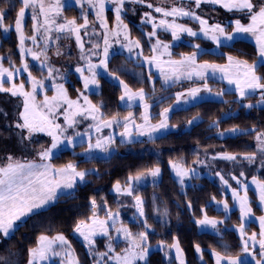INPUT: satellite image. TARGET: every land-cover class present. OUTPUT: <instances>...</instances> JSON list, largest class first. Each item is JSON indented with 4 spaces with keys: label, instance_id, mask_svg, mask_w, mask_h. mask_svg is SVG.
<instances>
[{
    "label": "snow or ice",
    "instance_id": "1",
    "mask_svg": "<svg viewBox=\"0 0 264 264\" xmlns=\"http://www.w3.org/2000/svg\"><path fill=\"white\" fill-rule=\"evenodd\" d=\"M8 8H0V35L13 31L19 38V53L21 67H16L13 61L9 59L10 67H4L0 63V93H7L11 97L22 98V111L17 114V120L14 125L9 124L5 127L9 130L10 136L4 137L8 139L11 136L17 137V145L23 150L27 149L31 144L35 143L34 135L36 133H44L51 138L50 146L42 147L36 155L39 162L36 160H28L17 158L13 153L5 154L0 160V238H11L20 227H23L29 219L36 216H41L49 211L51 206L59 203L61 199L76 198L77 189L80 185L86 183V177L92 174L95 170H78L74 163H67L63 167H55L50 162L57 150L61 146L75 147L77 143L83 145L84 136H88L87 149L85 150L88 157L95 158L94 153L99 150L101 153H109L110 147L116 143L115 136L112 134L98 136L95 143L92 142V137L88 132H75L74 135H68L69 129H74L80 122L77 117L85 120L91 119L94 123L89 125V129H95L96 133H101L104 128H112L114 125L122 127L123 131L119 133L121 143H134L135 137H148L150 141H154L157 137L155 134L165 132L169 129V113L171 111L186 110L184 105H189L194 102L203 101L202 92L211 93L212 89L208 86L209 70L213 74L216 72L222 73V79H226L229 85H235V91L239 94V101L250 99L259 90L260 98L256 104L247 103L242 106L247 109L264 106V0H190L194 3L195 9L201 8L202 4L215 5L223 8L230 13H240L242 18H247L248 23H242L241 19H235L231 26L232 31L229 33L227 27L221 23L209 24L208 19L198 15L194 8L181 4L180 6L173 5L169 7L153 6L152 3H147L148 8L154 7L155 13H160L159 19L151 12H144L141 18V24H150L151 31L147 33L148 41L151 45L152 56L144 57V63L155 65L159 70L160 76L163 78L162 88H168L175 85L182 78L191 80L194 76L204 81L202 87H191L186 92H177L175 94V105L164 107L158 113L160 119L158 123L153 124L152 116L149 109L152 107L147 102L146 93L143 88L133 91L129 88L116 70L109 69L110 54L112 42L110 38H115V43L120 44L121 48L127 49L132 53L134 49H141V41L139 39L130 38V30L127 23L124 22V15L129 9L127 4H145L146 0H74V4L82 10L83 23H78L77 18L69 19L63 16L65 7L71 8L72 2L65 0H7ZM18 3L19 9L12 25L6 24L5 20L8 11ZM92 9L95 14V20L99 21V26L104 29L103 33V48L102 53L96 50L101 48L99 43H94L91 40L88 43L90 48L85 49V41L81 36L83 30L84 36H89L88 31L90 21L88 12L84 5ZM108 5L112 6V11L115 15V28L109 29L106 10ZM133 13L135 9H131ZM26 12L30 15L32 21V35L25 34V18ZM63 19V23L58 22ZM171 18V19H169ZM178 18H188L191 21L198 23L199 30L196 31L192 27L186 26L184 23H179ZM158 31L170 33L173 41H179L181 34H187L189 37L203 36L205 39L212 40L218 47L224 42L233 41L241 34L251 36L256 44L257 59L249 64L246 60L241 61L233 56H228L226 65L210 64L204 62L197 63V55L201 49L200 44H195L194 48L198 51H193L190 54H182L179 60L169 59L164 61L160 55H155L159 49H163V54L171 56L169 48L171 45L165 43L158 36ZM55 33V35H53ZM95 29L91 35H95ZM123 37V40L120 39ZM75 39L76 46L79 48V59L85 61V66H77L75 72L79 73L80 79L83 81V88L86 91L98 90L100 87V79L107 77L115 81L123 92L119 99L125 102V106L129 109L128 115L123 117V120L118 118L119 114L113 115L110 119H105L100 111V106L93 104L87 95L79 93L77 99L73 100L68 96V90L63 83L53 84L55 94L51 97L45 95L42 102H37V94L39 89L45 87L43 79H37L32 74L29 64L26 61V56H31L32 60L39 61L41 70L47 69V78L52 79L59 70L47 64L49 43L58 41ZM155 38V43H151ZM31 40L33 45L40 48L39 51H34L33 48L25 46V41ZM40 42L43 47H40ZM141 52L137 53V58L141 56ZM56 55H63V52L57 48ZM102 55L98 63L92 62V57ZM43 58V59H42ZM131 57H129L130 59ZM3 58L0 57V60ZM28 73L27 83L30 85V90H26L24 81L15 82V78L21 72ZM87 71L88 75H85ZM68 73L59 74V79L67 82ZM149 79H152V73L149 72ZM7 85V86H6ZM231 91V90H229ZM217 96L225 95L224 91L216 93ZM83 99V104L80 100ZM164 99V98H162ZM139 101V106L143 108L140 115L141 123H137L134 114L131 111L133 105ZM237 101V103H239ZM225 103H227L225 101ZM66 105V107H65ZM62 110V112H61ZM264 110V107H262ZM57 113H61L64 117V124L56 123L58 118ZM233 113L229 111L225 114L226 117H231ZM0 116L7 118L8 113L0 108ZM199 120V117H193L187 123L192 125ZM219 121H214L212 126L218 127ZM19 132H12V129ZM175 128L176 125H171ZM232 135H251L254 133L255 151L245 152L242 154H234L228 152L217 153L211 157L212 160H224L233 163L247 162L254 164L259 156L261 167H264V131H258L254 126L251 129H240L232 127L226 130ZM220 137L225 136V132H219ZM80 139L77 140L76 138ZM196 164H204L205 161H194ZM168 164L177 178V182L184 186L186 180L198 178L196 169L186 167L182 161L169 160ZM161 167L159 163L156 166L138 170L134 175L130 174L125 182V185L117 181L113 185V192L119 196L132 197L133 204L139 216L144 217V201L140 195H134L137 191V186L147 177H151L153 184L161 177ZM98 174V173H97ZM244 172L239 173V177H244ZM216 177L225 188L231 189V198L234 201V206L238 207L240 224L236 231L239 233L240 243L238 245L240 251L237 255L228 254L227 251L221 253L213 249L212 256L215 258V264H264V215L255 216L252 207V201L249 197V184L241 180L236 175H231V179L236 182L238 187H232L229 180L225 178L221 172L215 173ZM251 185L254 186V191L258 197V203L261 211H264V179L253 176ZM215 202L217 205H222L223 212L228 213L230 210L228 201H217L216 197L211 198L210 203ZM92 215L87 219L79 220L73 229L74 234H78L83 238L84 246L88 250V255L94 257V264H101L105 257L113 261L114 264H149L150 245L148 244V231L151 226L148 221L143 220L145 230L133 233L127 226L120 223L117 227L119 211L113 212L108 210L106 219H100L98 209L101 205L97 204L95 198L90 200ZM106 207V202L105 205ZM123 206V205H121ZM191 208V203L188 204ZM202 218L197 219L195 223L202 230L212 229L214 233L223 239L221 229L218 225L224 223L223 220L210 218L207 212L202 208ZM167 209L163 215H167ZM255 220L259 224V232L247 233V227ZM111 221V225H109ZM113 228L118 234L113 237L109 234V228ZM122 234L127 247L123 253H116L113 247V240L119 241ZM104 236L108 239L106 252H98L95 249V237ZM222 247L227 249V244H222ZM258 246V247H257ZM159 248L164 250H175V260L179 264H186L183 250L180 247L178 239L174 238L170 245H166L161 241ZM195 250L200 253V259H203V250L199 244L195 245ZM109 253H114L109 256ZM15 253H10L9 256H14ZM27 264H54L56 258H59L58 264H80L79 258L74 254L70 242L67 238L58 233L54 236L41 234L38 236L36 246L28 249ZM165 256H169V252H165ZM250 258V259H249ZM0 262L3 264H17L9 258L0 256ZM106 264V262H105Z\"/></svg>",
    "mask_w": 264,
    "mask_h": 264
},
{
    "label": "trees",
    "instance_id": "2",
    "mask_svg": "<svg viewBox=\"0 0 264 264\" xmlns=\"http://www.w3.org/2000/svg\"><path fill=\"white\" fill-rule=\"evenodd\" d=\"M3 6L4 2L0 0V8ZM76 12L75 7L65 8L64 15L72 17ZM77 18V21H81L80 17ZM108 19L109 24H112L113 14L111 11L109 12ZM124 20L129 25L130 34L139 40H144L142 31L137 27L135 22L127 15L124 17ZM16 42L14 33L8 37L0 35V55L3 58V64L6 66L9 65V59L15 65H19L21 62L16 50ZM221 49L222 52L219 54L203 51L197 56V59L199 61L224 62L226 61V54L245 58L250 62H254L257 59L255 43L246 38L236 39L229 45H221ZM193 50L194 48L190 44L180 43L173 45L172 55L179 57L182 54L191 53ZM123 58V54H116L111 57L110 64H119ZM125 64L133 65L131 61H127ZM141 68L140 65H135L132 73L139 72ZM31 69L34 68L31 67ZM119 71L118 75L120 78L131 88H145L146 90L151 88L149 78L147 76L143 77L144 72L141 71L142 78L138 80L134 75H130L122 69H119ZM67 73L72 82H66V88L69 95L75 98L79 90H81L82 84L73 72L68 71ZM24 78L25 76L22 74L15 78V82L18 83L21 81L20 79ZM99 79L101 84L100 91L88 93L89 99L94 104L100 106V111L105 119L117 114L119 116H126L129 109L119 104V97L121 95L119 85L108 80L106 77ZM207 83L214 88H216L215 84L218 88L224 87L223 83L214 80H208ZM173 88L174 86L162 88L159 85V79L156 78L155 93L161 91L164 99L156 103L154 105L155 108L163 104L165 100L170 99V103L167 105L175 101L174 96H170ZM224 92L223 99H203V101L183 106L186 110L172 111L169 121L171 124H177L178 130L167 132L157 137L154 141L142 139L129 144L121 143L120 138L116 137L115 150L106 157L101 156V152L99 151L94 153L95 158L90 159L89 157L82 156L81 151L86 148V143L83 145L77 144L72 149L62 150L60 153L54 155L51 162L55 166L74 163L77 165L78 170L95 171L87 176L86 183L80 185L77 189L76 198L61 199L59 203L52 205L50 210L43 215L29 219L11 238L6 239V242L0 248V253L7 251L9 258H11L9 256L10 253H15V258L13 259L17 258L20 264H24L28 256V249L35 247L39 235H53L58 232L65 235L77 252H81L83 243L73 233V229L79 220L87 219L92 215L90 205L92 198H95L97 204L101 205L98 209L99 218L106 219L108 210L113 212L119 211L120 215L117 227L120 226V223H123L133 233H137L145 230L142 222L146 219L151 226L147 229L148 243L160 239L167 242H172L174 238L178 239L187 264H204L196 254V244H199L203 250L205 261L211 264L210 249L219 248L216 238H219L222 242H228L231 245V249L237 252L239 239L233 229L224 230L223 239H221L209 232H198L194 227L192 218L193 216L200 217L202 215L201 208H204L208 215L223 216V213L216 210L213 203H210L213 196L219 200L224 198L221 186L215 179H211L205 173L207 171L214 173L226 172V170L220 159L212 160L211 157L222 152L242 154L255 151L254 133L251 135H227L225 137H219L217 133L234 126L241 129H251L255 126L258 131H264V110H262V107L247 109L242 106L244 101H253L258 97L253 95L250 99L239 101L234 91L225 90ZM147 97H150V95ZM229 111L233 115L226 117L225 114ZM158 113L156 112L153 115V120L158 119ZM133 114L138 117V111ZM197 116L199 120L192 125H188L187 122ZM1 118L2 116H0V122H2ZM77 119L80 122L76 125V129L78 131H87L90 121L83 120L81 117ZM214 121L220 122L218 127L212 126ZM178 158L184 159L186 167L198 169V178L186 180L184 186H181L177 182V178L168 164L169 160L176 161ZM197 160L205 161V163H194ZM157 163H159L162 170L161 177L158 178L155 184L150 180L139 187L134 193V195H140L144 201L145 216L140 217L136 208L131 206L133 204L132 197H118L112 191L113 185L119 181L123 186L130 174L134 175L138 170L156 166ZM154 201L159 206L167 209L172 228L176 227L177 230L166 231L162 235L159 234V232L162 233L163 231L161 230L160 223L156 222L153 217ZM105 202L106 207L104 206ZM189 203L192 205L191 208L188 207ZM254 208L257 210L255 206ZM189 226H193L194 228L189 229ZM109 234L113 237H117L118 235L111 227L109 228ZM95 238L96 250L103 249L108 244L107 237L97 236ZM113 244L119 249L124 245L127 246L123 237H119L118 242L113 240ZM86 256L85 253L82 257L80 255L82 264H90ZM149 264H175V260H164L160 257L159 252L153 251L150 254Z\"/></svg>",
    "mask_w": 264,
    "mask_h": 264
},
{
    "label": "rangeland",
    "instance_id": "3",
    "mask_svg": "<svg viewBox=\"0 0 264 264\" xmlns=\"http://www.w3.org/2000/svg\"><path fill=\"white\" fill-rule=\"evenodd\" d=\"M3 2H4V6L1 7V8L7 9L8 6H9L7 0H3ZM68 2H72L73 3L72 7H75L77 12L72 17H67V18H69V19H72L74 17L75 18H77V17L81 18L82 17L81 8L74 4V0H65L66 5H67ZM254 2H255V0H254ZM147 3H152L154 7L159 5V6H163V7H169V8L171 6H173V5L180 6L181 4H184V5L190 6V7L195 9V5H194V3H190V0H146V3L143 4V5H141V4H135V5L127 4L126 8L129 9V11L126 12L124 17L127 15L130 19H132L135 22L137 27L142 31V36L144 37V40H140L141 41V49H134L132 53H129L127 51V49L121 48L120 44L115 43V38H110L111 42H112V48L110 49V54L111 53H116V54H123L124 55V58L121 59L123 61L120 60L119 64L115 63L114 65H112V64L109 63V69L110 70H116V73L118 75V73L120 72L119 69H122L125 72H127L128 74L134 75V77L136 79H138V80H140L142 78L141 71L144 72L143 77L147 76L148 78H149V72L152 73V79L151 80L149 79L151 88L149 90H146L145 88H143V89H144V91L146 93L147 102L152 105V107L149 109V113L153 117V115L156 112L162 111V109L164 107L174 106L175 105V101H174V103L167 105L168 101L170 99L169 100H165L163 102V104L158 105V107H156V108L154 107V105L156 103L160 102L162 100V98H164V96H163L161 91L158 92V93H155V80H156V78H158L159 79V85L162 86L163 85V78L160 76L159 70L155 67L154 64L153 65H148L147 63H144V57L152 56V55H154V53H152V51H151V45H150V43L148 41V37H147V33L152 30L151 29V25L150 24H141V18L143 16L144 12H151L155 17H157V19L160 18L161 14L160 13H155L154 12V7L153 8H148L147 7ZM19 6L20 5L17 3L14 8H12L11 10L8 11V15H7L6 20H5L6 24H9V25L13 24V22L15 20V17H16V14L18 12ZM65 8H68V7L66 6ZM84 8L88 12V18L90 16L93 18V21H91L89 19L90 26H89L88 31H89L90 35L89 36H84L83 35V30H81V36L83 37V39L85 41V49H88V48L91 47V45L88 43V41L91 40L92 42L99 43L101 45V48L96 50V51L102 53L104 29H102L99 26V21L95 20L94 11L92 9L88 8V6L86 4L84 5ZM111 9H112V6L108 5V8L106 10V17H107V22H108L109 29H114L115 28V15H114V12ZM131 9H135V12L133 13V11H131ZM110 11L113 14V22H112V24H109V19H108V15H109ZM195 11L197 12L198 15H201L205 19H208V22H209L210 25L214 24V23H221L222 25L228 26L227 27V31L229 33L232 31L231 24H232V22L235 19H241V22L245 23V24L248 23L247 18H242V14H240V13H235V14L234 13H230V12H227L226 10H224L223 8H220L219 6H215V5L202 4L201 8L195 9ZM63 16H65L64 13H63ZM169 19H171V18H169ZM77 20H78V18H77ZM58 22L63 23V19L62 18L59 19ZM77 22L78 23H83V19L81 18V21H77ZM124 22L127 23L125 20H124ZM178 22L179 23H184V24H186V26L192 27L196 31L199 30L198 23H196L194 21H191L188 18H178ZM31 25H32V21L30 19V15L26 12V18H25V34L26 35H32ZM93 28L95 29V33H96L95 35H91V33L93 32ZM129 30H130V28H129ZM12 33H14V35H15V38H16V41H17L16 42V45H17L16 50H17V52L19 54V57H20L19 47H18L19 38L16 35V33L14 32V30L10 31L9 33L2 34V37H8ZM53 35H55V33H53ZM158 36H159V38L162 41H164L165 43H169L171 45V47L169 48V51L171 52V56L170 57L167 54L161 55V53H163V49L162 48L159 49L157 53H155V55H160V58L162 60H164V61H167L169 59L179 60L181 58L182 55L179 56V57H175V56L172 55L173 45H177V44H180V43L190 44L193 48H194L195 44H200L201 45V49L203 51H209V52H213V53H217V54L222 52L221 46L218 47L212 40L205 39V38H203L202 35L201 36H197V37H189L187 34H181V39L179 41H173L171 39V34L170 33H164V32L158 31ZM130 38L131 39H137L136 37L132 36L131 34H130ZM241 38H246V39H248L250 41H253L255 43L254 39L251 36H248L247 34H241V35L237 36L234 40L241 39ZM120 39L123 40V37H120ZM233 41L224 42L222 40L221 45H229ZM61 43L64 45V46L62 45L63 48H64V51H63V55H59V56L56 55V52H55V49H57V45L59 43L58 42H56V43L50 42L49 43V46H48V49H47V53H48L47 64L49 66L54 67L55 69H58L59 70V74H64V73H67L68 71L69 72H73L74 75L79 79V81L82 84V88H81V90H79L78 95H79V93H84L85 95L88 96V93L99 92L100 91V87H99L98 90L86 91L83 88V81L80 79L79 73L75 72V68L77 66H81V67L85 66V61H82V60L79 59L80 51H79V48L76 46L75 39L72 38L71 40H66V41H63ZM151 43H155V38L152 39ZM25 46L29 47V48H33L34 51H39L40 50V48H38L36 45L32 44L31 40H26L25 41ZM62 46L60 47V50H61ZM40 47H43V43L42 42H40ZM141 50H142L143 54L141 56H139V58H137V53L141 52ZM193 51H198V50L194 48ZM203 51H199L198 55L201 52H203ZM185 54H190V53H185ZM228 56H233L234 58H236L238 60H241V61H245L246 60L245 58H239V57H236V56H234L232 54H226V61H224V62H208V61H199L197 59V63L202 64L204 62H208L210 64L226 65L228 63V60H227ZM0 57H2V56L0 55ZM111 57L112 56L110 55V59H111ZM129 57H131V58L129 59ZM101 58H102V55L93 56L92 57V62L93 63H98ZM25 59H26V61L29 64V68H30V71L32 72V74L34 76H36L37 79H43L44 80L45 87L43 89H39L38 90L37 102H42L44 97H45V95H47L48 97H51V96H53L55 94V89L53 88V84L54 83L55 84L63 83L64 87L66 88V84H65L66 82L64 80H60L59 79V74H56L54 76V78L49 79V78H47V69L44 68L43 70H41L40 65H39V61L32 60L31 56H26ZM127 61H131L133 65H130V64L126 65L125 62H127ZM246 61L249 64L253 63V62H250L248 60H246ZM55 62H58L59 65L56 66ZM0 63H3L2 60H0ZM3 65H4V67H10V65H7V66L5 64H3ZM135 65H140L142 68L140 69L139 72L132 73V71L134 70V66ZM15 66L16 67H21V62H20L19 65H15ZM31 67H33L34 69H31ZM33 70H35V71H33ZM137 70H139V69H137ZM22 74L25 76V78L24 79H20V80L25 82L26 90H30V85L27 83V77H28V73L27 72H24L22 70V68H21V72H20V74H18L16 76V78L19 77ZM85 75H88L87 71L85 72ZM222 75L223 74L220 73V72H216L215 74H213L211 72V70H209L208 80H214V81L221 82V83H223L224 87L218 88L216 86V84H215L216 88H214V87H212V86H210L208 84V86L212 89V92L211 93L202 92L200 95L202 97H204V99H218V100L219 99H223V96L222 97L221 96H217L216 93L220 92V91H225V90L234 91L236 93L237 98L239 99V94L235 91V85H229L228 81L226 79H222L221 78ZM107 79L110 80L109 78H107ZM110 81H112V80H110ZM67 82H72V80L69 79L68 76H67ZM112 82L117 84L115 81H112ZM194 82H200V84L204 83V81H201V80L197 79L195 76L191 80L186 79V78H182L175 85H173L174 88L170 92V96L172 95V96L175 97V94L177 92H186L188 88L193 87L192 83H194ZM100 86H101V84H100ZM194 87H196V85ZM197 87H202V86H197ZM120 88H121V95H122L123 89H122V87H120ZM129 88H131V87L129 86ZM163 88H168V87L165 86ZM131 89L133 91L138 90V89H133V88H131ZM78 95L75 98H73L68 93V96L71 99H73V100L77 99ZM148 95H150V97H147ZM255 96L258 97L256 100L248 101V102L244 101L243 104L252 103V104L255 105L256 101L259 100V98H260L259 90L256 92ZM80 103L81 104L84 103L83 99L80 100ZM119 104L122 107H126L125 106V102H122L120 99H119ZM184 106H186V105H184ZM65 107H66V105H65ZM261 107H263V106H261ZM0 108L4 109V111H6L8 113L7 118L2 116V118H1L2 122H0V158H2L5 154L10 152V153H13L17 158L21 159V161H23L24 159H28V160H36L37 162H39V158L36 155V153L42 147L50 146L51 138L48 137L47 135H45L44 133H36L34 135V140L36 142L31 144L27 149H23L22 150L17 145V137L16 136L13 135V136H11L8 139H4V137H9L10 136L9 130L5 126L9 125V124L14 125V123L17 120L18 112L23 110L22 109V98L11 97L7 93H1V95H0ZM131 111L133 113L138 111V117L134 116V118L136 119L137 123H141L142 121L140 119V115L143 112V108L139 106V101H137L133 105ZM61 112H62V110H61ZM171 113H172V111L169 113V118L171 116ZM127 115H128V113L126 114V116ZM57 116H58V118L56 119V123H59V124L63 125L64 124L63 115L61 113H57ZM123 117L124 116H118V118L121 119V121L123 120ZM77 118H79V117H77ZM106 119H110V118H106ZM159 119H160L159 116H158L157 120H153V118H152L151 122L153 124L158 123ZM87 120L90 121V123H88V124L94 123L91 119H87ZM169 124H170L169 129L167 131H165V132L155 134L156 137H159V136H161L163 134H166L167 132H170V131L178 130V125L177 124H171L170 121H169ZM171 125H176V127L173 128V127H171ZM226 130H228V129H226ZM226 130L219 131V132H225V136L232 135L230 133H227ZM121 131H123V128L122 127H117L115 125L112 128H110V129L109 128H104L101 133H96L94 128L93 129H88L87 131H78L76 129V127H75L74 129H69L68 135H74L75 132H81V133L88 132L89 135L92 137V142L95 143V140H96V138L98 136L109 135V134H112V135L115 136V138L118 137L121 140V137L119 136V133ZM12 132H19V130L14 129V127H13ZM76 139L79 140L80 138L77 137ZM83 139L85 140V143L87 144L88 136H84ZM142 139H148V137H146V136H144V137H135V141H140ZM77 144H79V143H77ZM72 148L73 147H71V146L65 147L64 145H62L61 149L57 150L55 155L60 153L62 150L72 149ZM86 149H87V146H86V148H84L81 151V154L84 157H88V155L85 152ZM114 150H115V145L113 144L110 147V149H109V153H107V154L100 153V155L104 156V157L109 156ZM96 151H99V150H96ZM176 161H182L184 163V161L182 159H177ZM220 161L223 163V165L225 166V170H226V172H221V174L224 175L225 178H227L229 180V183L232 185V187H238V185L236 184V182L234 180L231 179V175H236V176L239 177V173L241 171L244 172V174H245L244 177H239V178L249 184V197H250V199L252 201V207H253L254 215L255 216L264 215V211L260 210L259 203H258V197H257V195H256V193L254 191V186L251 185V179H252L253 176H256L257 178H260V179H264V178H262V176H264V167H261L259 156L257 158L256 163H254V164H248L247 162L233 163V162L224 161V160H220ZM0 162H2V160H0ZM53 166H55V165H53ZM55 167H63V166H55ZM196 174H198V169H196ZM199 174H200V171H199ZM205 174H207L211 179H215V181L218 182V184L221 186V191H222V193L224 195V198H222L220 200L219 199H216V200L217 201H222V200L226 199L228 201L229 207H230L229 212L226 214V213L223 212L222 205H217L215 202H212L214 208L216 210H218V211H221L223 213V216H220V217L211 216V215H208V216L210 218H214L216 220H223L224 221L223 224L218 225V227L221 229L222 235H223L224 230L233 229L234 233L237 235V237L239 239V241H238V245H239L240 238H239V233L236 231V229L239 227V224H240V220H239L240 213H239L238 207L234 206V201L231 198V189L225 188L224 186H222V184H221V182L219 180V177H216L214 172L207 171ZM150 180H152V178L151 177H147L144 181H142L137 186V189L139 187L143 186L144 184L148 183ZM112 191H113V189H112ZM254 206L257 208L258 211L255 210ZM154 215H155L154 216L155 221L156 222H160V220L162 219L161 214L155 213ZM202 215L200 217H197V216H193L192 217L193 218V222H194V227L196 228V230L198 232H209V233H212V234L216 235L212 229L208 228L206 230H202L200 228V226H198L195 223V221L197 219L202 218ZM100 219H103V218H100ZM109 225H111V221H109ZM188 228L190 229V228H192V226L191 227L189 226ZM252 232H257V233L259 232V224L255 220H253L249 224V226L247 227V233L249 235H251ZM58 233H61V232H58ZM58 233H55V234L49 235V236H54V235H56ZM163 233L165 234L166 232H162V233L159 232L160 235H162ZM61 234H63V233H61ZM76 235L78 236V238L83 243L82 251L81 252H77L76 249L73 247V245L71 243L70 244H71L72 248L74 249V254L79 258L80 264H82V258L81 257H82V255H84V253L87 255L86 257H88V259L90 261L89 263L90 264H94V257L88 255V250L84 246L83 238L79 237L78 234H76ZM99 237H101V236H99ZM121 237H123L122 234L120 235V238ZM216 240H217V243L219 244V248L215 249L216 251H220L221 253H224L225 251H227V253L231 254V255H237L239 253V251H240L239 247H238V251L235 252V251H233L231 249V245L228 242H226V241L222 242V241H220L219 238H216ZM161 241H164V240L160 239L158 241H154V242L148 243L151 246L150 247V254L153 251H157V252H159V255H160V257L162 259L167 260V261L171 260V259L175 260V250H169L167 248H165L164 250H161L159 248V244H160ZM5 242H6V239L0 238V248ZM164 242H165L166 245H170L173 241L172 242L164 241ZM222 244H227L229 247L227 249H225L224 247L221 246ZM106 245L104 246L103 249H100V250L97 249L96 251H98V252H106L107 251ZM113 247L115 248V252L116 253L122 254L123 250L127 246L124 245V246H122V248L120 247V249H119V248H116L114 246V244H113ZM166 251L169 252V256L168 257L165 256V252ZM212 251H213V249H210V256L212 258L211 264H215V258L212 256ZM79 254L81 255V257H80ZM113 254L114 253H109V256H111ZM150 254H149V257H148L149 262H150ZM196 254L200 258V253L196 252ZM183 255H184V252H183ZM0 256L9 258L8 254H7V251L0 253ZM13 258H15V256H11V258H9V259H11L13 261H16L17 264H20V262H19V260L17 258L16 259H13ZM27 259H28V256H27L24 264H27ZM184 259L186 261L185 255H184ZM58 261H59V258H56L55 261H54V264H58ZM105 262H106V264H114V262L109 260L108 257H105L104 261H102L101 264H105ZM202 262L204 264H209L207 261H205L204 256H203ZM0 264H3V262H0ZM175 264H179V261L175 260ZM186 264H187V261H186ZM250 264H254V262L250 261Z\"/></svg>",
    "mask_w": 264,
    "mask_h": 264
},
{
    "label": "flooded vegetation",
    "instance_id": "4",
    "mask_svg": "<svg viewBox=\"0 0 264 264\" xmlns=\"http://www.w3.org/2000/svg\"><path fill=\"white\" fill-rule=\"evenodd\" d=\"M17 4V3H16ZM89 19L91 20V21H93V18L90 16L89 17ZM63 41H66V40H64V39H62L61 41H58V45H57V48H59L60 49V47L63 45L61 42H63ZM57 50V49H56ZM155 204H156V202H155ZM154 204V207H153V217L155 216L154 214L155 213H157V214H161V217H162V219L160 220V225H161V230L163 231V232H169V231H172V230H177L176 229V227H173L172 228V223H171V221L169 220V217H168V214L165 216V215H163V212H164V210L166 209L165 207H163V206H159L158 204H156L155 205ZM174 225H175V223H174Z\"/></svg>",
    "mask_w": 264,
    "mask_h": 264
},
{
    "label": "crops",
    "instance_id": "5",
    "mask_svg": "<svg viewBox=\"0 0 264 264\" xmlns=\"http://www.w3.org/2000/svg\"><path fill=\"white\" fill-rule=\"evenodd\" d=\"M61 51H64V48H63V46H62V48H61ZM194 87V86H193Z\"/></svg>",
    "mask_w": 264,
    "mask_h": 264
}]
</instances>
